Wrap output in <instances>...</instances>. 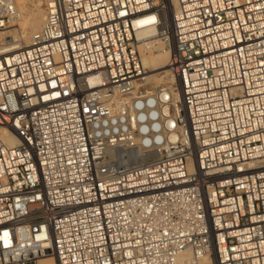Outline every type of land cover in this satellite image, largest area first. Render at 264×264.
Instances as JSON below:
<instances>
[{"label":"built area","instance_id":"built-area-1","mask_svg":"<svg viewBox=\"0 0 264 264\" xmlns=\"http://www.w3.org/2000/svg\"><path fill=\"white\" fill-rule=\"evenodd\" d=\"M15 15L0 0V31ZM10 47L0 264H264V0H46Z\"/></svg>","mask_w":264,"mask_h":264},{"label":"bare ground","instance_id":"bare-ground-1","mask_svg":"<svg viewBox=\"0 0 264 264\" xmlns=\"http://www.w3.org/2000/svg\"><path fill=\"white\" fill-rule=\"evenodd\" d=\"M21 2L25 5L28 4V0H21ZM13 6L16 9V15L8 20L6 28L0 31V37L4 38L8 45L13 46L10 48L15 49L28 45L33 33L41 28L44 21L45 7L42 6L41 0H35L31 6L26 5L22 12H19L17 0H13ZM166 6L170 9L169 4ZM15 24L18 25L17 28L8 29ZM138 24L141 27L137 32L139 38L138 50L143 67L150 68V70L165 68L172 46L171 40L161 36L157 27L151 25L142 27L146 24L142 20H139ZM146 79L153 86L161 82H171L165 69L155 74H147L146 71ZM6 141L11 144L15 142V139L8 135ZM202 262L207 264V259L203 258Z\"/></svg>","mask_w":264,"mask_h":264},{"label":"rangeland","instance_id":"rangeland-1","mask_svg":"<svg viewBox=\"0 0 264 264\" xmlns=\"http://www.w3.org/2000/svg\"><path fill=\"white\" fill-rule=\"evenodd\" d=\"M42 1V6H44L45 7V3H46V0H41ZM33 2H35V0H28V4H26V5H28V6H31L32 5V3ZM17 3H18V9H19V12H22L23 11V9L25 8V4H23L22 2H21V0H17ZM17 28L18 27V25H11L8 29H13V28ZM163 69H165V68H163ZM163 69H158V70H150V68H145V70L147 71V74H155V73H157V72H160V70H163ZM152 85V84H151Z\"/></svg>","mask_w":264,"mask_h":264}]
</instances>
